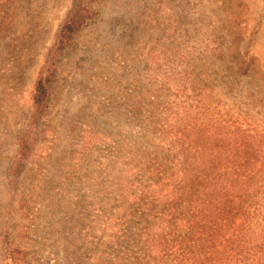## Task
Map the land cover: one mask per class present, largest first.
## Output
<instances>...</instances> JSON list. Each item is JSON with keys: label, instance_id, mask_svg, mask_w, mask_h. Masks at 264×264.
I'll use <instances>...</instances> for the list:
<instances>
[{"label": "rangeland", "instance_id": "rangeland-1", "mask_svg": "<svg viewBox=\"0 0 264 264\" xmlns=\"http://www.w3.org/2000/svg\"><path fill=\"white\" fill-rule=\"evenodd\" d=\"M77 3L32 124L35 80ZM157 145L214 169L240 198L232 227L245 207L264 254V0H0V264H109L115 184L139 191L130 154L158 162Z\"/></svg>", "mask_w": 264, "mask_h": 264}, {"label": "trees", "instance_id": "trees-1", "mask_svg": "<svg viewBox=\"0 0 264 264\" xmlns=\"http://www.w3.org/2000/svg\"><path fill=\"white\" fill-rule=\"evenodd\" d=\"M83 14L84 8L74 4L37 75L32 124L48 106L55 60L73 39ZM157 146L158 162L145 151L142 158L130 154L125 172L131 177L142 172L139 191H131V184L123 178L115 184L110 199L111 229L106 237L115 249H122L113 251L109 264H263L261 247L241 229L248 223L249 211L244 207L242 222L233 228L228 214L240 198L234 200L220 188L219 177L212 175L214 169L201 157L194 159L192 147ZM177 151H182L179 159ZM24 152L26 147L19 151L18 161L26 157ZM152 188L156 191H150Z\"/></svg>", "mask_w": 264, "mask_h": 264}]
</instances>
